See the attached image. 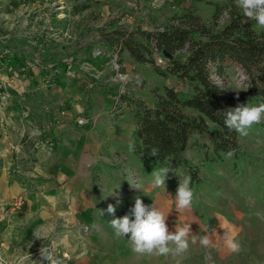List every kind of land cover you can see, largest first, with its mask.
Segmentation results:
<instances>
[{
	"label": "rangeland",
	"instance_id": "374dc122",
	"mask_svg": "<svg viewBox=\"0 0 264 264\" xmlns=\"http://www.w3.org/2000/svg\"><path fill=\"white\" fill-rule=\"evenodd\" d=\"M231 2L237 5L236 0H0V44L25 57L19 71L0 68V138L12 125L17 141L9 146L13 152L19 146L22 151L20 142H28L34 152L43 154L59 145L64 135L60 127L72 121L75 128L99 137L101 146L90 174L95 190L106 191L99 199L104 215L95 213L92 227L56 224L44 242L33 243L21 254L28 253L40 264H48L40 258L43 247H49L63 264H264V121L254 125L247 137L238 136L241 158L236 170L226 157L207 160L212 150L208 136L192 137L185 157L198 168L203 184L190 186L192 206L178 210L175 195L180 180L187 177L184 169L169 160L144 165L129 152L128 142L135 130L133 104L152 108L155 89L181 90L183 84L173 76L160 77L150 65L134 62L126 52L115 59V53L100 43V32L110 25L151 30L184 6L192 5L205 22L218 6L222 9L219 19L224 21ZM254 30L259 33L264 27L255 23ZM59 61L66 66L64 74ZM165 62L163 56L157 60L159 65ZM220 83L229 96L244 97L255 105L249 81L238 65L227 68ZM55 97L59 99L53 103ZM186 113L197 115L192 110ZM18 161L15 157L13 163ZM161 166L173 171L165 187L155 188L151 174ZM137 197L165 214L170 232L190 225L186 252L166 257L138 255L129 236L114 235L110 220L131 216ZM17 201L20 207L24 204L19 196L8 208H20ZM108 204L116 207L114 217L106 212ZM227 233L238 237L239 254L226 248ZM204 235L212 241L207 248L199 244ZM6 251L13 253L0 242V264H11L18 255L10 258Z\"/></svg>",
	"mask_w": 264,
	"mask_h": 264
},
{
	"label": "trees",
	"instance_id": "16d2710c",
	"mask_svg": "<svg viewBox=\"0 0 264 264\" xmlns=\"http://www.w3.org/2000/svg\"><path fill=\"white\" fill-rule=\"evenodd\" d=\"M221 11L217 6L211 20L205 22L192 5L184 6L151 30H129L113 24L100 32V43L117 59L126 52L134 62L150 65L160 77L173 76L183 84L181 90L166 86L155 89L152 108L141 102L133 104V154L144 165L169 160L182 167L191 177L190 186L203 184L198 168L185 157L192 137H209V161H222L227 152L234 150V155L226 158L236 170L241 158L239 134L225 126L224 113L248 102L225 92L220 81L227 68L238 65L249 81L253 103H264V31L256 32V21L245 17L233 2L226 7L224 21L219 19ZM1 46L0 68L19 71L24 67V54L11 46ZM161 56L166 59L164 66L157 64ZM58 67L66 73L65 64L59 61ZM186 110L197 115H189ZM152 149L157 155L151 154Z\"/></svg>",
	"mask_w": 264,
	"mask_h": 264
},
{
	"label": "crops",
	"instance_id": "0c3cea01",
	"mask_svg": "<svg viewBox=\"0 0 264 264\" xmlns=\"http://www.w3.org/2000/svg\"><path fill=\"white\" fill-rule=\"evenodd\" d=\"M54 99L53 103L59 97ZM11 128L12 125L0 138V242L7 250L12 248L13 253L7 255L6 251L10 258L35 243L44 242L52 235L56 224L78 223L92 227L94 214L105 207L99 199L106 192L95 190L90 174L94 156L101 146L98 135L75 128L69 121L60 127L64 135L54 150L38 154L28 142H20L22 151L19 146L14 150L19 154H15L9 147L16 141ZM15 157L19 163H13ZM19 196L23 197L24 204L9 209L10 202ZM41 227L47 229L46 233L34 236Z\"/></svg>",
	"mask_w": 264,
	"mask_h": 264
},
{
	"label": "clouds",
	"instance_id": "9594fccd",
	"mask_svg": "<svg viewBox=\"0 0 264 264\" xmlns=\"http://www.w3.org/2000/svg\"><path fill=\"white\" fill-rule=\"evenodd\" d=\"M237 5L242 9L244 16L250 20L256 21L257 25L264 27V0H236ZM225 126L231 131H236L240 136L247 137L249 130L257 124L264 121V103L259 105H238L235 108L228 109L225 113ZM129 152L135 150V142L129 140ZM152 155H157V150L152 149ZM226 157L230 158L234 155V150L229 151ZM172 169L161 166L151 174V186L161 188L166 186L168 173ZM191 177L187 176L180 180L175 200L178 210L190 209L193 202L194 192L190 187ZM106 212L115 216L116 207L108 204ZM104 215V211H100ZM131 216L125 215L122 218H113L110 220V226L114 230V235L117 238H125L129 236L132 250L138 255H155L168 256L173 253L186 252L189 249V233L190 225H183L175 228V232H170L166 224L167 217L165 214L156 208L145 205L143 201L135 198L134 207L130 209ZM44 227L38 228L35 235L46 233ZM196 238L193 237L191 243L195 244ZM212 241L207 235L199 239L201 247L207 248ZM225 246L233 254H239L242 251V245L237 236L227 233L225 235ZM42 261H47L48 264H63L62 260L57 258L49 247H43L39 250ZM11 264H40V261L33 260L27 254H20L14 257Z\"/></svg>",
	"mask_w": 264,
	"mask_h": 264
},
{
	"label": "built area",
	"instance_id": "2783aa9c",
	"mask_svg": "<svg viewBox=\"0 0 264 264\" xmlns=\"http://www.w3.org/2000/svg\"><path fill=\"white\" fill-rule=\"evenodd\" d=\"M114 55H115L114 58L116 59L117 55H116V54H114ZM158 59H160V57H157V60H158ZM161 60H162V59H161ZM161 60H159L160 63H161ZM5 100H6V99H5ZM83 123H84V121H80V122H79V124H83ZM20 204H21L20 201H17V202H16L17 207H20Z\"/></svg>",
	"mask_w": 264,
	"mask_h": 264
}]
</instances>
